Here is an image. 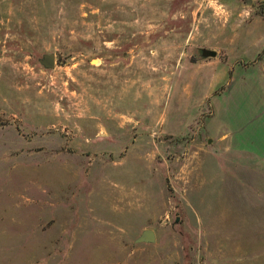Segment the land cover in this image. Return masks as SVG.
Instances as JSON below:
<instances>
[{"label": "rangeland", "instance_id": "374dc122", "mask_svg": "<svg viewBox=\"0 0 264 264\" xmlns=\"http://www.w3.org/2000/svg\"><path fill=\"white\" fill-rule=\"evenodd\" d=\"M194 1L0 0V264H264V15Z\"/></svg>", "mask_w": 264, "mask_h": 264}, {"label": "crops", "instance_id": "0c3cea01", "mask_svg": "<svg viewBox=\"0 0 264 264\" xmlns=\"http://www.w3.org/2000/svg\"><path fill=\"white\" fill-rule=\"evenodd\" d=\"M194 3H198L199 4V11H200L199 21H198L199 23L195 24V30H199L200 35L198 36V38H197V36L195 37V35H194L195 30H194V32L191 35L192 37L195 38V40H205V39L208 38V36L206 35L207 34L206 33V29H205V25L207 23H204V22L207 20V18H209V14H208L209 8H212L213 10L221 11V12H223L224 15L226 14L225 16H227V18H231V19L234 18V17L238 18V17H241V16L248 17V16L251 15V13H253V15L255 17H256V15H258L257 19H260L261 15H264V10H263V8H261V6L264 5V0H196L194 2H190V5H189V6H191L190 7V9H191L190 15L191 16L192 15H197V13L192 12V6H193ZM256 22H258V21H256ZM209 37H210V39H213V40L215 38V37H213L212 34ZM211 50L215 51L216 49H211ZM215 52L217 53V50ZM217 56H218V53H217ZM217 56L215 58H217ZM125 71H127V69H125ZM116 80L117 79H115L114 82H112L111 80H108V81L104 80L103 81L104 87L109 86L107 97L104 96L103 98H90L88 96L89 93L85 92V94L83 96H79L78 97L77 101H112L113 98L110 97V94L114 91L113 86H114V84H116L115 83ZM119 80L122 81V77L121 76H120ZM92 85L95 86V87H98L99 89L101 87L100 84L97 83V81H94V83H92ZM90 86L91 85L88 84V87H90ZM122 86H123V90L126 93L129 92V90L127 89L126 86L125 87H124V85H122ZM94 91H97V88L92 90V92H94ZM105 91H106V89H105ZM106 92H105V94H106ZM134 95L136 97V101H142L138 97V95H139L138 91H136ZM121 96H122V94H121ZM120 101H122V99ZM152 102H154V101H152ZM152 113H153V110L151 111L149 109L145 114H150L149 117H151V121L153 122L154 119L152 117ZM142 116H146V115H144L143 112H142ZM123 118L127 122L128 121H133V122H137V123L140 122L139 118L138 119L125 118V117H123ZM100 121L101 122L102 121H106L110 125L108 127L107 126H100L98 121L95 122L96 123V128L95 129H98V135H103L109 142H112V139H108V138H112V136H114V134H115L116 137H119V139H117V140H119V142H117L116 145L121 143L122 142L121 141L122 136L120 134L125 132L126 121H124V123L122 124V121L117 120L111 114L107 115V117L105 119H100L99 118V122ZM117 123H119V125H117ZM94 127H95V125H94ZM100 130L103 131V132H101ZM112 131H114V134H113ZM124 134H125L124 135V139L125 140H123L124 144L125 145L127 144V147L129 145L131 147V150H130V147L127 149L128 152H132L134 155L137 156L138 150L142 151V149H143L144 150L143 153H146L145 146L143 145L144 142H145L143 133H141L137 137L135 136L136 138L134 136H128L127 132H125ZM120 148H121L120 145H118L117 147L115 146V149H113V152L120 153V151H121Z\"/></svg>", "mask_w": 264, "mask_h": 264}, {"label": "water", "instance_id": "95a60500", "mask_svg": "<svg viewBox=\"0 0 264 264\" xmlns=\"http://www.w3.org/2000/svg\"><path fill=\"white\" fill-rule=\"evenodd\" d=\"M201 55L203 58H215L217 53L212 50L203 49L201 51ZM41 64L46 69H54L56 67V55H45L41 60ZM156 242V233L153 230H145L142 234L136 239V243L139 244H152Z\"/></svg>", "mask_w": 264, "mask_h": 264}]
</instances>
